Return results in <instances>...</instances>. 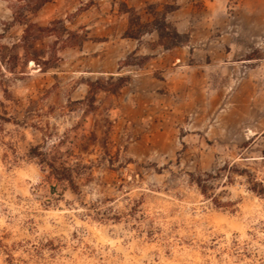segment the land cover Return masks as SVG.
Returning <instances> with one entry per match:
<instances>
[{"label": "rangeland", "instance_id": "rangeland-1", "mask_svg": "<svg viewBox=\"0 0 264 264\" xmlns=\"http://www.w3.org/2000/svg\"><path fill=\"white\" fill-rule=\"evenodd\" d=\"M37 3L0 0V45ZM166 5L173 49L151 25ZM29 18L76 36L54 68L1 69L0 264H264V0H51ZM111 76L130 79L87 107Z\"/></svg>", "mask_w": 264, "mask_h": 264}, {"label": "trees", "instance_id": "trees-1", "mask_svg": "<svg viewBox=\"0 0 264 264\" xmlns=\"http://www.w3.org/2000/svg\"><path fill=\"white\" fill-rule=\"evenodd\" d=\"M51 0H38V3L34 6H28L27 9L14 12V22L24 26L23 35L18 43L12 46L0 45V73L7 77L6 72L17 76V69L20 68V73H28L29 69H36L39 71H46L50 68H54L61 60L59 52L56 46L61 45L62 49L73 46L72 38L76 34L69 32L65 29L62 20L52 21L48 26H40L37 23L31 21L30 15H35L42 7ZM175 8L170 6H164V10L160 11L155 8L153 12L154 21L151 25L155 31L159 34L158 44L166 49H173L182 45L183 36L179 34L176 28L167 21V14L174 11ZM61 31L69 34V37L65 38ZM55 37V42L50 48L51 50L38 49L37 44L42 42L47 37ZM130 38L140 39V37L130 36ZM135 56V54H134ZM142 59H138V62H126V65L141 66ZM4 67L6 72H2ZM20 77V76H17ZM129 76H111L107 80L90 81L88 83L89 90L84 100V104L90 109L96 110V95L100 91L116 92L121 89L128 81Z\"/></svg>", "mask_w": 264, "mask_h": 264}]
</instances>
